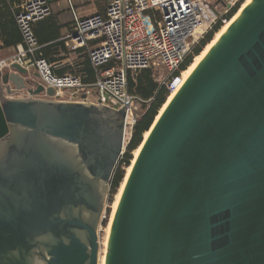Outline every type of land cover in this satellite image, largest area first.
<instances>
[{
  "label": "water",
  "instance_id": "95a60500",
  "mask_svg": "<svg viewBox=\"0 0 264 264\" xmlns=\"http://www.w3.org/2000/svg\"><path fill=\"white\" fill-rule=\"evenodd\" d=\"M27 74L0 73V264H98L126 106L41 99L53 89H27ZM148 130L104 264H264V0Z\"/></svg>",
  "mask_w": 264,
  "mask_h": 264
},
{
  "label": "built area",
  "instance_id": "2783aa9c",
  "mask_svg": "<svg viewBox=\"0 0 264 264\" xmlns=\"http://www.w3.org/2000/svg\"><path fill=\"white\" fill-rule=\"evenodd\" d=\"M68 2L70 0H67ZM98 1V0H92ZM246 0H106L103 14L85 18L74 15L72 33L64 44L70 54L85 55L95 82L83 83V76L57 75L61 61L48 62L41 56L32 25L50 15L47 0H26L15 16L21 34L17 55L0 61V73L13 65L35 73L39 85L53 89L39 97L61 102H85L114 110L126 106L123 159L137 120L134 97L128 93V74L146 69L165 71L159 85L169 96L182 86L184 61L213 27L227 22V15ZM98 41L96 46L90 43ZM77 54V53H76ZM20 94L19 91H15Z\"/></svg>",
  "mask_w": 264,
  "mask_h": 264
},
{
  "label": "crops",
  "instance_id": "0c3cea01",
  "mask_svg": "<svg viewBox=\"0 0 264 264\" xmlns=\"http://www.w3.org/2000/svg\"><path fill=\"white\" fill-rule=\"evenodd\" d=\"M25 1L0 0V61L11 60L17 55V47L21 41L15 27L14 16ZM47 4L50 15L43 21L35 23L32 28L37 43L41 47V56L50 63L61 61L65 64L64 69L57 72L59 76L80 74L83 76V83L95 82V75L87 57L80 51L70 54L64 41L72 33L74 15L85 18L94 14H103L106 0H70L69 2L47 0ZM97 43L98 41L91 42L90 47L96 46ZM23 78L29 82L27 89H36L40 86L35 73L29 72ZM3 88L6 90L5 86ZM20 92L25 95V91Z\"/></svg>",
  "mask_w": 264,
  "mask_h": 264
},
{
  "label": "trees",
  "instance_id": "16d2710c",
  "mask_svg": "<svg viewBox=\"0 0 264 264\" xmlns=\"http://www.w3.org/2000/svg\"><path fill=\"white\" fill-rule=\"evenodd\" d=\"M239 5L237 4L227 15L226 19H230L234 14L237 12ZM18 12H15V16ZM15 16H14V23H15ZM47 18V17H46ZM44 18V19H46ZM44 19L37 21L35 23L41 22ZM33 23V25L35 24ZM32 25V28H33ZM15 27L17 28L18 34H19V40L21 41V34L20 31L15 23ZM221 27V23L216 24L213 29L205 35V37L200 41L199 45L194 49L193 54L189 56L184 63L181 65L180 70L184 71L188 68V66L191 64L192 59L195 56H198L201 50L207 45L211 39L213 38V35L216 34ZM9 44V43H8ZM61 71V70H60ZM143 71V70H142ZM141 72V71H140ZM147 75V74H144ZM128 85V93L130 96L135 94V96L141 98L144 111L140 115H138L136 123L132 130V136L127 146V151L121 160V165H128L129 160L131 159V153L136 150L139 143L141 142V136L145 132L148 131L151 124L154 121V118L157 115V111L163 106L165 103V99L168 96L166 90L163 87H159L155 83H153L148 76H144V78L139 77L137 79V83H134V81L131 79L129 81ZM133 88H135V93H133ZM125 176V175H124ZM122 173L121 171H116L115 175L113 177L112 183H111V190L115 191L120 183H122Z\"/></svg>",
  "mask_w": 264,
  "mask_h": 264
},
{
  "label": "rangeland",
  "instance_id": "374dc122",
  "mask_svg": "<svg viewBox=\"0 0 264 264\" xmlns=\"http://www.w3.org/2000/svg\"><path fill=\"white\" fill-rule=\"evenodd\" d=\"M211 3H212V5L214 6V8H216L217 9V11H222L223 9H221L220 10V8H217L215 5H217L216 4V0H211ZM239 6V8H240V4H238ZM239 8H238V10H239ZM237 10V11H238ZM236 14V13H235ZM234 14V15H235ZM233 17V16H232ZM231 17V18H232ZM230 18V19H231ZM230 19H228L227 21H229ZM223 26V24H221V27ZM220 27V28H221ZM220 30V29H219ZM215 35V34H214ZM214 35H213V37H214ZM213 39V38H212ZM211 39V40H212ZM206 46V45H205ZM205 48V47H204ZM203 48V49H204ZM203 49L201 50V52L203 51ZM200 52V53H201ZM199 53V54H200ZM197 56H195L193 59H192V61H191V64L193 63V61H194V59L196 58ZM191 64L188 66V68L191 66ZM187 68V69H188ZM186 69V70H187ZM186 70H184V71H186ZM144 74H147V75H144ZM144 76H148V78L153 82V83H155L156 85H158L159 87H160V85H159V77L160 76H165V71H162V70H159V69H146V70H143V71H141V72H136V73H131V74H128V85L130 84L129 83V81L132 79L133 81H134V83H137V79L139 78V77H142V78H144ZM24 81L25 82H28V80H25L24 79ZM1 85V84H0ZM27 85H29V82H28V84ZM27 85H26V88H27ZM1 87V86H0ZM2 89L4 90V88H3V86H2ZM11 89H13V88H11ZM22 92L23 91H25V95H24V93H22L21 94V92H20V94H16L15 92H14V90L11 92V94L10 95H8L7 93H6V91L4 90V93L7 95V96H9V97H19V98H21V97H27L28 95H27V91H26V89L25 90H21ZM133 93H135L136 91H135V88H133ZM40 96V94L39 95H37V97L38 98H40L39 97ZM132 97H134L135 99H134V108H135V111H136V113H137V115H140L141 113H143V111H144V108H143V104L141 103L142 102V100H141V98H139V97H137V96H135V94H133L132 95ZM167 98H168V96L166 97V99H165V103H166V101H167ZM42 99V98H41ZM164 103V104H165ZM164 104H163V106H164ZM162 106V107H163ZM161 107V108H162ZM160 108V109H161ZM159 109V110H160ZM158 110V111H159ZM158 111H157V114H158ZM157 116V115H156ZM154 120H155V118H154ZM148 132V131H147ZM143 141V134H142V136H141V142ZM139 143V145H138V147L140 146V144H142V143ZM138 147L136 148V150L138 149ZM136 150H134L130 155H131V159L129 160V164L128 165H121V161H120V163L118 164V166H117V169H116V171H121V173H122V176H123V178L125 177L124 175H125V169L130 165V163H131V161L133 160V158H134V153H135V151ZM122 180H124V179H122ZM123 182V181H122ZM120 184H122V183H120ZM119 186H121V185H119ZM119 188L120 187H118L117 189H115V191H112L111 190V188H110V191H109V193H108V196H107V199H106V203H105V209H104V213H103V216H102V221H101V224H100V226H99V228H98V243H99V247H100V251H99V262H98V264H100V262H101V259L103 258V255H104V252H105V246H106V242H107V237H108V223H109V220H110V216H111V212H112V205L114 204V201H115V199H116V196H117V194H118V190H119Z\"/></svg>",
  "mask_w": 264,
  "mask_h": 264
},
{
  "label": "bare ground",
  "instance_id": "6f19581e",
  "mask_svg": "<svg viewBox=\"0 0 264 264\" xmlns=\"http://www.w3.org/2000/svg\"><path fill=\"white\" fill-rule=\"evenodd\" d=\"M251 2V0H246L242 3V5L240 6L239 10L236 12V14L229 20L227 21L225 24H223V26L220 28V30L214 35L213 39L205 46V48L203 49V51L194 59L193 63L191 64V66L183 72L182 74V84L184 83V81L189 77V75L193 72V70L195 69V67L198 65V63L201 61V59L207 54V52L210 50V48L216 43V41L221 37V35L225 32V30L232 24V22L236 19V17L244 10V8ZM181 87V86H180ZM179 89H176L174 92H172L168 98L166 103L164 104V106L158 111L157 116L155 117L154 123L159 119L160 115L163 113V111L165 110V108L167 107V105L169 104V102L171 101V99L174 97V95L176 94V92ZM151 130H148V132H145L143 134V141L142 144H140V146L138 147V149L135 151L134 153V158L131 161L130 165L125 169V177L124 180L118 190V194L116 196V199L114 201V204L112 205V212H111V216H110V220L108 223V237H109V233H110V229H111V225L114 219V215L120 200V197L122 195L125 183L128 179V176L132 170V167L135 163L136 158L138 157V154L143 146V143L145 142V140L147 139L149 133ZM108 237H107V241H108ZM107 252V242H106V246H105V252L103 255V258L101 259L100 264H104L105 262V255ZM100 261V260H99ZM98 261V262H99Z\"/></svg>",
  "mask_w": 264,
  "mask_h": 264
}]
</instances>
